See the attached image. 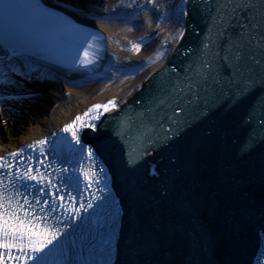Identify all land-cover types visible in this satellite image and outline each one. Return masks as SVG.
<instances>
[{
	"label": "water",
	"instance_id": "water-1",
	"mask_svg": "<svg viewBox=\"0 0 264 264\" xmlns=\"http://www.w3.org/2000/svg\"><path fill=\"white\" fill-rule=\"evenodd\" d=\"M232 2L187 0L183 38L97 133L87 132L126 210L122 264L252 259L264 229V27L252 28L250 17L260 20L264 0H250L255 10L217 40V6ZM241 33L252 42L230 64L222 59L228 40ZM205 60L214 71L202 76Z\"/></svg>",
	"mask_w": 264,
	"mask_h": 264
},
{
	"label": "snow or ice",
	"instance_id": "snow-or-ice-1",
	"mask_svg": "<svg viewBox=\"0 0 264 264\" xmlns=\"http://www.w3.org/2000/svg\"><path fill=\"white\" fill-rule=\"evenodd\" d=\"M187 4V0H183L178 10L181 15L187 16L188 12L185 10L184 5ZM124 7H136L139 11L136 13L140 15L142 12L153 11L156 13V21L160 22L164 19H168V12H162L157 0H144L143 4L130 3L123 5ZM30 8L42 16H49L45 9L40 8L37 5H25L19 0H4L0 4V10H2L3 19L9 24L14 21L21 13L22 10ZM256 5L251 3L250 0H233L231 4H221L217 6V16L215 18L216 25V39L220 40L226 33L227 27L232 25L233 20L237 19L241 13H251L255 10ZM255 17H250V25L252 28L264 27V3L261 4L260 20L256 23H252ZM57 22H63L62 18ZM151 23V20H146L145 25ZM74 30L75 26H72ZM245 30L249 28V25L242 26ZM83 43L87 46L83 49V56L77 55L73 59V66H79L88 68L96 63V53L99 51L97 44L93 43L97 41L98 37L91 33H85ZM184 32L182 29H178L177 37L174 39H182ZM12 38L11 28L5 36V47L10 49L11 55H16V49L11 47L9 40ZM145 38L141 37L143 41ZM264 40V37H262ZM252 41L246 36V33H241L238 40H228L227 54L222 59L230 64H238L244 59V49ZM257 44L264 49V44L259 41ZM214 45L212 36H209L207 42L203 47L205 50L211 51ZM223 47V41H221ZM133 49L137 52L141 50L140 44H133ZM79 51V50H78ZM5 55H9V51L5 52ZM158 55H163L162 53ZM255 59V57H253ZM213 62L211 60H205L202 62L199 74L211 73L214 71ZM259 63L260 61H256ZM11 72H16L14 67L6 65ZM206 78V77H205ZM9 72L0 68V84L9 85L13 84ZM116 108V102L114 100L108 101L106 104L93 105L84 116H77L71 123L67 124L63 131L69 133L71 140L69 141V149H75L79 151L81 155L86 151L89 158H93V150L91 147L85 148L82 143L80 130L91 129L96 130V125L90 123L85 119L91 114V119H100L101 111L107 113ZM264 123V121H262ZM143 135V134H141ZM48 141L40 140L37 145L40 149V155L43 156L44 145ZM37 145H29L31 148H36ZM79 146V147H77ZM20 152L9 153L8 156L0 157V264H88L87 261H81L79 257L72 255V249L63 245L56 246L55 242L64 235L58 227L50 226L45 221L46 216L40 215L35 211L36 206H40V212L55 213L56 208L48 203V199L59 200L63 202L65 197L58 194L57 191H49L48 189L57 188V185L52 184L49 174L40 171L35 167V163H39L44 168L49 167L43 160H37L33 162L32 157H27L28 163L23 164L22 167L17 168V157L21 155ZM55 151V149H53ZM22 163V161H21ZM64 171V169H60ZM85 179L91 182L94 181L95 173H84ZM32 182V183H30ZM40 186L37 188V186ZM78 188V185L76 186ZM36 190L38 195H33L32 200L28 199V195L32 194ZM44 200L41 206V200ZM70 199H75L74 197ZM83 203L80 204V208H84ZM93 202L87 203V208H92ZM71 211L73 215L79 219L80 213L76 211L75 206ZM71 219V217H66ZM108 256L110 257V245Z\"/></svg>",
	"mask_w": 264,
	"mask_h": 264
},
{
	"label": "bare ground",
	"instance_id": "bare-ground-1",
	"mask_svg": "<svg viewBox=\"0 0 264 264\" xmlns=\"http://www.w3.org/2000/svg\"><path fill=\"white\" fill-rule=\"evenodd\" d=\"M59 1L66 3L59 5L61 8L89 21L104 34V50L98 58L99 64L89 76L62 71L64 74L59 85L46 82L42 87L41 81L35 80L34 86L40 87L37 90L44 91L48 98H38L34 111L27 108V100L17 102L21 109H28L25 116L32 123L31 127L26 129L23 136L0 137V152L5 148H18L45 133L62 128L73 121L77 114L95 104H104L112 99L119 107L164 63L171 49L179 42L180 39L174 37H177L178 29L183 30L187 17L178 10L183 0H157L161 11L169 15L168 19L160 22L156 21V13L151 10L137 15L139 9L136 7L123 6L143 4L144 0L139 3L134 0ZM184 7L187 11L186 5ZM119 12L123 16L112 17ZM146 20H151V23L143 26ZM141 37L145 39L142 41ZM133 44H140L141 50L135 51ZM160 53L163 55H158ZM53 86L64 88L56 87L55 90ZM0 105L3 114L9 115L3 103Z\"/></svg>",
	"mask_w": 264,
	"mask_h": 264
},
{
	"label": "rangeland",
	"instance_id": "rangeland-1",
	"mask_svg": "<svg viewBox=\"0 0 264 264\" xmlns=\"http://www.w3.org/2000/svg\"><path fill=\"white\" fill-rule=\"evenodd\" d=\"M56 87L58 89L64 88L63 86ZM57 88L54 89L56 90ZM27 101V108L33 110L37 102L34 104L31 100ZM27 111L28 109L26 110L24 108L20 110H14L8 107L7 112L9 115H5L0 109V137H5L6 135H11L13 137L23 136V133L26 131V129L31 127L32 124H30L28 118L26 119L27 115L25 116V113H27Z\"/></svg>",
	"mask_w": 264,
	"mask_h": 264
}]
</instances>
